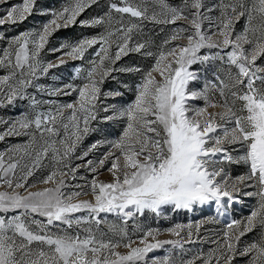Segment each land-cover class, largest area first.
Here are the masks:
<instances>
[{"label":"snow or ice","instance_id":"obj_1","mask_svg":"<svg viewBox=\"0 0 264 264\" xmlns=\"http://www.w3.org/2000/svg\"><path fill=\"white\" fill-rule=\"evenodd\" d=\"M36 5H11L0 26L22 24ZM94 5L100 0H67L0 50V109L26 105L15 118L0 116V142L25 138L0 151V264H236L238 257L264 264V0H109L103 14L81 19ZM77 24L99 31L48 47L57 31ZM157 27L165 33L158 44L150 36ZM130 54L151 63L118 67ZM74 61L86 67L71 80L41 82ZM197 64L203 75L193 70ZM117 72L139 78L103 91ZM125 89L130 101L105 103ZM73 93L70 102L56 99ZM101 121L120 125V132L82 148L90 134L103 133ZM225 162L247 171L233 176ZM105 171L108 181L99 179ZM241 194L255 197V207L211 239L200 235L205 220L167 229L140 222L146 213L161 217L165 209L210 204L225 215ZM253 232L256 238L245 242ZM165 233L171 238L159 239ZM204 242L214 247H186ZM165 245V255L149 257Z\"/></svg>","mask_w":264,"mask_h":264},{"label":"rangeland","instance_id":"obj_2","mask_svg":"<svg viewBox=\"0 0 264 264\" xmlns=\"http://www.w3.org/2000/svg\"><path fill=\"white\" fill-rule=\"evenodd\" d=\"M22 0H7L6 3L0 4V16L4 15L6 10L11 6L18 3H21ZM67 0H37L36 9L34 10L33 15L29 16L27 20H25L22 24H17L15 26L13 25H4L0 26V34H3L5 36L4 41H0V50H3L7 45L6 41L10 39L11 37L18 35L19 33L30 30L32 28H39L44 22L51 19V16L48 14H45L47 12H50L51 10H59L62 6L66 4ZM109 2V0H100V8H102V14L106 10V5ZM172 4H179L181 0H169ZM217 0H208V3H215ZM83 19V17H81ZM79 24L73 27H69L67 29H60L57 31L50 39V43L48 45L49 48H55L63 43H70L75 42L78 39H80L82 36H88L87 32H92L96 34L99 29L91 28L90 31L84 30V28L81 26L77 27ZM245 25L244 19H241L236 24V31H242ZM148 29H152V25H148ZM146 29V31H148ZM151 38L158 44L165 38V33H161L159 31V28H155L150 33ZM90 51H94L90 50ZM59 55V53L56 54H48L45 59L47 60H54L55 56ZM87 59V54H86ZM260 61H258L259 63ZM151 63L150 58H144L141 57L139 54H130L128 57H124L122 61L118 62V67H147ZM86 67V61H74L69 62L59 68L53 69L50 71L49 75L47 77L42 78L41 82H45L52 86H58L60 84H63L69 80L72 79L74 73L76 72V69L79 67ZM193 70H199L201 74H204V66L202 65H193ZM5 74L3 70H0V75ZM56 75L58 79L56 81L52 80V76ZM116 79L109 78L105 81L103 91H111V90H117L122 87L123 83H128L131 85L135 81L138 80V74L135 72L132 73H121L117 72L113 74ZM208 75H211V73H208ZM76 83H79V80L75 81ZM203 81H197L194 82L195 87H200L202 85ZM125 95L123 97L117 98L116 100H107L105 103H125L127 101H130L132 99V94L128 92L126 89ZM75 93H73L71 96H61L59 98H56L61 103L70 102L75 98ZM197 105L202 106V101H195ZM26 107L24 102H18L17 106L15 108L7 107L0 109V116L7 117V118H15L24 108ZM103 115V113L101 114ZM99 128L103 129V133H93L90 134L88 137H86L83 141V144L81 145L82 148H87L88 145L95 142L97 139H102L104 136H107V138L111 139L114 138L119 132H120V125L113 124L111 122H103L99 125H96ZM24 137L19 138H6L5 141L0 142V151H3L6 147L16 144V143H22L24 141ZM105 151V149H100V152L96 153L97 156L100 155L101 152ZM89 158H92L90 155ZM76 163H79V161H76ZM223 167L226 171L230 172L233 176L243 174L247 171V166L244 164H235V163H228L225 162L223 164ZM82 175H86L88 180L92 179L91 173H84L81 172ZM36 177H33L35 179ZM100 180L108 181L111 179L110 175L105 171L103 175L99 176ZM31 182V181H30ZM73 183H81L83 184L84 181H74ZM38 187H44V185H39ZM36 190V189H32ZM87 191V189H85ZM251 191V189H249ZM90 196H81V199H90ZM256 205V198L255 197H247L243 196L242 194L239 197V202H232L227 210L225 215H220L216 211V207L214 204L200 206L194 211H187V210H177L172 211L171 209H165L164 215L161 217H156L151 213H146L145 217L140 218V222L143 223L146 227H153V228H160V229H167L171 226H173L176 223L181 224H188V223H197L201 220H205L206 222L202 225L200 229V235L209 237V239L219 236L222 234V230L225 228V225L227 222H229L231 219H240L241 217L247 216L250 211L255 207ZM210 217H216L217 222H207L208 218ZM108 219L110 221L115 220V216L109 215ZM129 227L131 230L132 222H129ZM259 230L257 229V232ZM257 232H253L248 234L246 237L243 238L245 242H251L256 238ZM171 238L166 233L161 235L159 239H169ZM169 245H165L164 249L157 250L153 253L149 254V257L152 256H163L166 254L167 249L169 248ZM187 248H192L195 250H203L204 252H207L210 248L214 247L210 242H204V243H196L191 245H186ZM123 251V249H121ZM191 255V253H189ZM246 258H240L238 257L236 260V264H244V260Z\"/></svg>","mask_w":264,"mask_h":264},{"label":"trees","instance_id":"obj_3","mask_svg":"<svg viewBox=\"0 0 264 264\" xmlns=\"http://www.w3.org/2000/svg\"><path fill=\"white\" fill-rule=\"evenodd\" d=\"M100 5H101V4H100ZM100 5H99V6H95V5H94L92 8L88 9V10L82 15L83 19L91 18V17L96 16V15H98V14H102V8H100ZM77 27H79V25H78ZM83 28H84V30H86V31H90V30H91V28H87V27H83ZM81 29H82V27H81ZM87 34H88V35H94V33H92V32H87Z\"/></svg>","mask_w":264,"mask_h":264}]
</instances>
